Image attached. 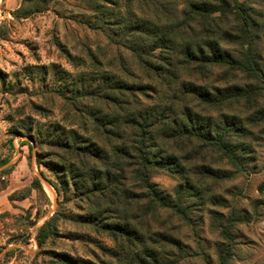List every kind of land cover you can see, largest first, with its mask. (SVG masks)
<instances>
[{
  "label": "rangeland",
  "instance_id": "374dc122",
  "mask_svg": "<svg viewBox=\"0 0 264 264\" xmlns=\"http://www.w3.org/2000/svg\"><path fill=\"white\" fill-rule=\"evenodd\" d=\"M243 2L233 0L240 7ZM174 5L179 36L172 14L152 0H0V264H264V0L244 11L250 25L238 21L249 29L247 37L219 41L220 53L234 61L203 68L177 62L198 37L183 29L185 0ZM223 12L229 15L226 8L213 15ZM160 34L174 41L155 47ZM247 44L255 53L249 72L237 63L245 64ZM188 83L217 98L210 104L182 100L180 84ZM123 84L146 104L174 96L176 109H189L195 126L214 125L213 132L238 145L237 157L228 158L197 137L185 135L181 141L189 142L181 149L177 140L171 143L179 173L157 168L150 179L174 196L186 171L202 193L186 209L187 218L139 201L136 174L116 184L99 183L97 169L80 177L81 169L73 171L77 163L66 141L74 146L88 138L96 142L87 148L95 144L111 153L95 136L109 126L112 98L136 100ZM126 126L132 134L131 122ZM112 142L128 152L118 153L117 164L126 158L134 170L133 146ZM202 165L217 177L202 174ZM92 167L106 170L102 163ZM229 217L240 219L231 238L224 233Z\"/></svg>",
  "mask_w": 264,
  "mask_h": 264
},
{
  "label": "trees",
  "instance_id": "16d2710c",
  "mask_svg": "<svg viewBox=\"0 0 264 264\" xmlns=\"http://www.w3.org/2000/svg\"><path fill=\"white\" fill-rule=\"evenodd\" d=\"M152 1H154L155 4L161 8L163 13L172 14L171 20L176 22V25L173 27V29H175L173 34L179 36L176 32L180 31L177 22L178 16L176 15L179 10L178 7L174 5L175 0ZM252 3H255V0H244L242 6L240 7L234 5L233 0H185L188 10L186 11V9H182L180 11L184 16V22L186 23L183 29L187 30L189 35H192V37H198V42L185 44L184 50L179 52L182 54L184 60H178V64L187 65V63H190L194 65H202L201 68H203L207 64L231 63L233 60L231 55L226 54L227 56H225L220 53L219 41L235 40L239 38L240 35H244L245 37L248 36L249 29L245 28L242 30L240 27L250 25L246 18H243V13L248 7V4L251 5ZM223 8L227 9L229 15H226L224 12L221 15H213L221 12ZM198 13L205 15V19L201 21ZM238 21H240V27L238 26ZM232 22L235 23L232 25ZM170 38L166 37L164 34H160L157 38V41L160 39V43L159 45L158 43L154 44V46L163 48L165 47L164 45L166 42L171 43V41H174ZM239 43V45H244L240 41ZM147 45L148 44L145 41V44L142 46V51L145 52V55H148L146 50ZM203 47L207 48L211 55L204 52L203 50L205 49ZM252 50L253 49H251V47L247 44L244 63L246 65H250L249 67L243 64L242 61H237L239 65L238 69L241 71H252V59L255 54ZM165 64L169 66L173 65L171 60L165 61ZM198 67L194 66L192 71H198ZM171 75L175 78L177 77L174 73ZM123 86L125 89L124 92L129 96L134 97L136 100H119L117 98H112L111 104L108 106L109 120L107 124L109 126L105 125L102 129V133L95 136V139H101L100 141L104 142L106 147L111 150V153H109L105 148H102L101 151H99V147L95 144H93V146H95L94 149L87 148L86 146H88V144L85 143L96 142L91 141V139L88 138L87 140H84V144L76 143L74 146H71L69 142L66 141L65 148L69 149L68 155L77 163L75 164L73 162V171L75 172L78 169H81V172L79 171L80 177L86 175L87 172H92L93 169H97L100 171L98 173L101 174L98 177V180L100 179L99 183H101L102 179L105 178L109 182H116V184L120 183L123 179L125 182L128 179L131 180L132 177H128V173L130 176H132V174H136L133 176L137 181H139V201L146 200L148 203L156 204V206L161 210H166L174 214H178L183 218H187L186 209H188L190 203H195V197L202 196V193L200 190H197L192 181L186 177V171L181 169L178 189L174 192V196L167 195L165 192L158 190L156 184H154L150 179L153 173L157 172V168L164 169L169 175L179 173L176 158L171 153V143L174 140H177L178 144L176 149H181L184 142H186V144L189 142V140L181 141L185 135H187L189 139L197 137L201 139L207 147H210L214 151L225 153L228 158L237 157L234 149L238 150V145L234 144L233 140L230 138L226 139L224 135L219 134L218 132H213V130L217 131V129H214V125L211 126L213 129L210 128V130H206V128L201 130L199 126H195L196 124H194L195 122L189 109H185V112H182L181 110L178 111L176 109L177 105L173 104L174 96H172L169 102L159 101L155 104H146L145 102L140 101L135 94H131V91L132 93L134 91L132 86H128L126 84H123ZM180 86L181 87L178 92L182 100H185L186 102L192 97L202 103L205 102L210 104L215 101V98H217L216 96H212L210 90H205L193 83L185 85L180 84ZM215 91L218 96L220 90L215 89ZM139 93L142 95V92ZM118 95L120 94L118 93ZM249 95L250 94L247 93L241 97L247 99L246 97ZM125 96L126 95L123 97ZM128 113L130 116L135 117L136 120H132V117H128ZM180 116H182L183 119H180ZM127 122H131L129 129H134V132L130 135L127 134ZM207 122L209 123L208 119ZM188 123H190L191 126H188ZM101 126H103V124ZM113 140L119 142L121 141V143H124L125 145L130 143L133 146L136 151V155H133V158H135L136 161L134 163L136 166L134 170L131 168L132 165L130 161L126 160V158L125 162L119 161V165L117 164V160L120 159L118 153L122 152L123 155H127L128 152L127 149L121 151V149L112 142ZM180 151L182 152V150ZM99 152H101V154H99ZM92 163H102L103 166L106 167L105 172L102 173V170L99 168L92 167L94 165H92ZM78 164L81 166L80 168L78 167ZM202 169V174H206V168L203 165ZM207 169L208 170L206 171L208 172V177H217V172H214L211 168ZM118 172L121 174L120 179L117 178ZM122 185L124 186L125 183H122ZM100 190L102 189H97V191ZM112 191L113 195L116 196L119 189L114 187ZM259 191L264 193V185L259 187ZM119 199L120 197H117L115 200L112 198L114 203H116ZM123 200V203L127 205V202L130 201V197L124 195ZM187 203L188 205L185 206ZM237 220L240 221L238 217L227 218L226 221L230 227H225L224 233L228 238H231L230 228L235 222H238ZM127 228L133 230L132 225L129 223ZM123 232L130 233L127 231Z\"/></svg>",
  "mask_w": 264,
  "mask_h": 264
}]
</instances>
